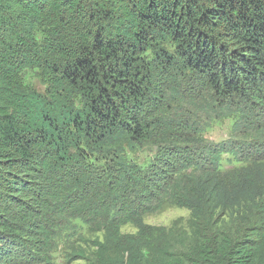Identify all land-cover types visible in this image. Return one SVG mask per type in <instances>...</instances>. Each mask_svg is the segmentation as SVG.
Here are the masks:
<instances>
[{"label": "trees", "instance_id": "1", "mask_svg": "<svg viewBox=\"0 0 264 264\" xmlns=\"http://www.w3.org/2000/svg\"><path fill=\"white\" fill-rule=\"evenodd\" d=\"M184 86L212 106L178 116ZM166 206L188 233L144 223ZM68 217L88 264H264V0H0V264H53Z\"/></svg>", "mask_w": 264, "mask_h": 264}, {"label": "rangeland", "instance_id": "2", "mask_svg": "<svg viewBox=\"0 0 264 264\" xmlns=\"http://www.w3.org/2000/svg\"><path fill=\"white\" fill-rule=\"evenodd\" d=\"M165 47L170 48L167 44ZM18 82L23 88L45 93L50 84V79L39 70H25L20 74ZM180 98L179 102L175 104V106L178 105L176 107L179 112L178 116L185 115L184 112L191 109L193 106L192 104H195L193 109H197V106L201 109L210 108L213 104V99L209 94L200 93L197 95L191 92L189 87L185 86L181 90ZM181 107L183 109L182 111H180ZM189 117L191 118L189 122L196 120V116H194L193 119L191 116ZM198 119L200 121V126L205 128L204 133L199 137L203 145L219 143L229 138V130L234 123L232 117L211 121L210 116L202 112L199 113ZM247 143L252 144L253 141L249 139ZM155 149L156 148L153 150ZM148 150L150 149L138 150L135 153V158L139 160V163L143 166L148 163L153 156ZM223 158H228V156L223 155ZM59 220H61V226L57 227L51 233L50 246L48 248V254L53 264H88L84 260H72V255L79 250H88L82 243L83 240L94 239L96 236L102 239V234L91 233L88 227L77 219L68 217L59 218ZM144 223L153 227H163L167 230L174 229L180 233H188L190 212L186 209L166 206L160 212L146 216L144 218ZM121 232L136 233V229L127 225L121 229ZM70 259L71 261H69Z\"/></svg>", "mask_w": 264, "mask_h": 264}]
</instances>
